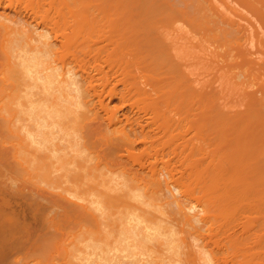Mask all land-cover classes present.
Segmentation results:
<instances>
[{"label": "bare ground", "instance_id": "obj_1", "mask_svg": "<svg viewBox=\"0 0 264 264\" xmlns=\"http://www.w3.org/2000/svg\"><path fill=\"white\" fill-rule=\"evenodd\" d=\"M0 264H264V0H0Z\"/></svg>", "mask_w": 264, "mask_h": 264}, {"label": "rangeland", "instance_id": "obj_2", "mask_svg": "<svg viewBox=\"0 0 264 264\" xmlns=\"http://www.w3.org/2000/svg\"><path fill=\"white\" fill-rule=\"evenodd\" d=\"M115 101H117V100L115 99V100L113 101V103H114ZM115 103H116V102H115ZM22 201H23V200L20 201V202H21L20 204H16V203H15L18 207H19V205H20V207H19L18 210H21V209L24 207V206H22V208H21V204L24 203V201H23V202H22ZM17 203H18V202H17ZM17 206H15V207H17ZM20 208H21V209H20ZM16 209H17V208H16ZM29 217H30V216H29V214H28V218H27V219H29ZM30 218H31V217H30ZM29 220H30V219H29ZM31 220H32V218H31ZM30 222H31V221H30Z\"/></svg>", "mask_w": 264, "mask_h": 264}]
</instances>
